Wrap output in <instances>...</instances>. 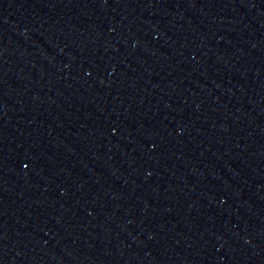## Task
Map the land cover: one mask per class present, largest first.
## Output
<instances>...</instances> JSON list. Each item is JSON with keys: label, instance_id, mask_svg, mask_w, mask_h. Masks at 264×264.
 Listing matches in <instances>:
<instances>
[{"label": "water", "instance_id": "obj_1", "mask_svg": "<svg viewBox=\"0 0 264 264\" xmlns=\"http://www.w3.org/2000/svg\"><path fill=\"white\" fill-rule=\"evenodd\" d=\"M0 264H264V0H0Z\"/></svg>", "mask_w": 264, "mask_h": 264}]
</instances>
